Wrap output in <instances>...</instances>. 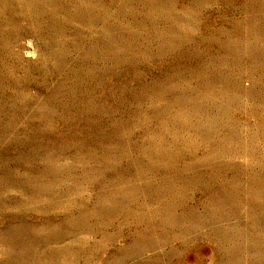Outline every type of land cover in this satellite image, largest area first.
<instances>
[{"label":"rangeland","instance_id":"obj_1","mask_svg":"<svg viewBox=\"0 0 264 264\" xmlns=\"http://www.w3.org/2000/svg\"><path fill=\"white\" fill-rule=\"evenodd\" d=\"M0 264H264V0H0Z\"/></svg>","mask_w":264,"mask_h":264}]
</instances>
